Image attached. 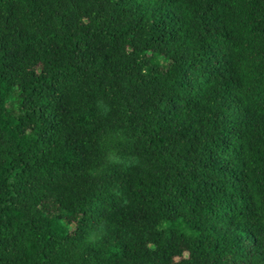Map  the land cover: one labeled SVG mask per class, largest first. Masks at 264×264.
<instances>
[{"label":"trees","instance_id":"obj_1","mask_svg":"<svg viewBox=\"0 0 264 264\" xmlns=\"http://www.w3.org/2000/svg\"><path fill=\"white\" fill-rule=\"evenodd\" d=\"M0 264H264V0H0Z\"/></svg>","mask_w":264,"mask_h":264}]
</instances>
